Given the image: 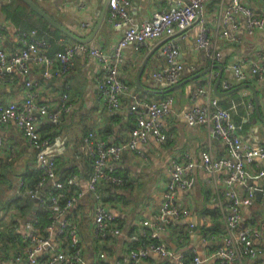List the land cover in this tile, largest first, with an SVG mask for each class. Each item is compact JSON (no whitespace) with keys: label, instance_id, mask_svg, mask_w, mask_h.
Masks as SVG:
<instances>
[{"label":"crops","instance_id":"obj_1","mask_svg":"<svg viewBox=\"0 0 264 264\" xmlns=\"http://www.w3.org/2000/svg\"><path fill=\"white\" fill-rule=\"evenodd\" d=\"M14 0H0V24L4 29V46L8 52L17 48L16 32L20 29L39 30V36L49 42L47 53L54 56L66 45L76 42L67 35L52 34L42 28L40 18L32 12H25L30 28L17 25L3 7ZM56 21L79 37L89 36L103 9L104 0H34ZM179 0H129L130 21L118 28L109 18V8L101 26L88 43L93 48L111 52L124 30L149 19L155 12L167 7L169 2ZM182 2L184 0H181ZM230 0H209L200 14L202 23L208 28L209 46L200 48L197 37L200 22L185 30L177 31L173 37L162 36L149 41L140 50L133 44L123 49L121 77L131 89L122 97L119 108H108L102 101L97 88V79L102 74L100 61L84 53L73 58L70 70L64 74L55 71L51 78L43 75V67L31 63L29 73L21 75L8 70L0 89V104L22 103L28 92L26 82L32 83L34 98L49 110L56 109L67 94L71 109L60 115L58 122L38 115L37 126L43 136L51 140L47 153L57 160L58 178L75 175L76 184L69 193L84 192V195L65 214V218L77 225L82 246L81 264H132L130 252L152 243H165L173 255L161 256L151 252L139 264H178L177 254H183L184 264H193V257L201 259L200 264H222L215 251L224 245L227 230L225 216L229 196L224 185L225 170L211 172L201 166V153L209 151L213 157L226 156L223 142L218 139L209 125L189 126L185 114L197 106L207 103L205 96H195L197 86L210 85L212 95L219 105L229 110L242 139L252 147L264 146V80L247 76L238 78L234 66L250 71V63H260L264 57V29L248 35L244 18L238 14V27L229 28V37L222 36V11ZM241 2L264 16V0H241ZM88 26L83 27L82 24ZM173 41L179 49L178 60L186 67L176 84L159 80L153 73L166 67L163 48ZM154 50V52H153ZM146 67L140 77V67L149 53ZM208 52H220V60L212 59ZM215 65L222 66L218 93L214 84L220 74ZM209 70V71H208ZM204 76L191 80L199 72ZM225 84L228 87H225ZM246 84L255 87L260 115L255 110L254 93ZM173 98L171 112L161 120L165 132L173 134V140L160 142L150 135L146 142L138 145L137 151H126L119 161H109L117 175L125 180L123 185L102 182L98 192L109 211L116 217L121 234L104 238L95 236V198L87 191L92 175V159L85 143L91 131L107 143H120L130 137L134 127V114L130 105L137 100H159ZM251 104V107H250ZM3 144L0 148V264H23L18 260L24 245V225L36 219L34 199L29 191L36 187L34 177L38 175V156L14 121L0 126ZM189 155L194 163L188 175L189 187L177 194V203L189 210L183 218L166 216L163 210L164 193L170 178L173 160H182ZM264 158L257 157L246 165V182L236 186L239 196L247 194L249 188L255 191V199L243 208L238 231L252 228L253 243L259 249L256 257L241 254L238 264H264ZM51 181H49V185ZM31 200V208L28 206ZM25 201V203H24ZM147 223V224H145ZM41 226V223H39ZM42 227V226H41ZM156 231L157 237L150 234ZM147 237L135 241L131 235ZM61 247L58 241L45 249L47 256Z\"/></svg>","mask_w":264,"mask_h":264},{"label":"built area","instance_id":"obj_2","mask_svg":"<svg viewBox=\"0 0 264 264\" xmlns=\"http://www.w3.org/2000/svg\"><path fill=\"white\" fill-rule=\"evenodd\" d=\"M208 1L169 2L167 7L155 12L141 24L127 27L111 52L93 48L88 43L72 42L66 45L62 52L50 56L47 53L49 42L39 36V30L36 28L18 30L15 35L18 46L8 52L4 46V29L0 24V89L8 70H16L26 76L29 73V64L34 63L43 67V75L49 79L56 70L62 74L68 72L73 58L79 53H84L97 58L101 63L102 74L97 79V88L103 103L111 109L119 108L122 105V97L131 89L128 82L121 77L123 49L133 44L138 51L149 41L162 36L171 38L177 31L187 29L196 21L200 22L197 44L200 48L206 49L209 46L208 28L199 16ZM129 4V0H108L109 18L116 27L120 28L129 23ZM238 14L244 18V26L248 35L264 29L263 15L243 4L241 0H230L221 15L222 36L228 38L229 28L238 27L236 19ZM82 25L83 27L88 26L87 23ZM163 52L166 67L154 72L153 76L169 84H176L186 67L178 60V46L173 41H169L163 48ZM208 56L220 60L221 53L208 52ZM260 59V63L255 61L250 63L249 72L244 71L239 65L234 66L235 75L238 78L250 76L264 80V57L261 56ZM26 86L28 92L22 103L0 104V126L14 121L27 142L37 152L38 181L36 187L28 193L31 198H37L39 206L49 214L48 222L43 227L36 219L25 223L24 245L18 260L23 258V264H81L82 246L79 241V229L76 224L70 223L65 218V214L84 195V192L69 193L70 188L76 184L75 175H69L63 179L58 178L57 160L55 156L47 153L51 140L43 136L37 126L38 115L58 122L60 115L71 109V103L67 94H64L60 105L54 110H49L46 105L35 100L34 94L30 91L32 83L27 81ZM225 87L228 85L225 84ZM194 95L205 96L207 103L186 112L187 124L189 126L209 125L213 134L223 142L227 153L226 156L219 158L213 157L209 151L201 153V166L205 170L226 171L224 185L229 196L225 216L227 236L224 245L215 251V255L222 264H238L241 254L254 258L259 254V249L251 238V233L255 232L252 228H245L237 233L243 208L253 203L255 191L249 188L246 195L239 196L235 188L246 182V165L257 157L264 158V146L252 147L242 139L229 110L219 105L218 98L212 95L210 85L197 86ZM172 104V97L159 100H137L132 103L130 110L134 114V127L130 137L120 143H107L98 138L93 131L85 137V143L92 159V175L88 181L87 191L93 193L95 198V236L97 238L121 234L116 217L109 211L98 192L102 182H110L119 186L125 183V180L108 166L109 161H119L126 151L138 152L139 143L146 142L150 135L155 136L160 142L173 140V134L165 132L161 124L162 118L171 112ZM2 144L3 140L0 137V148ZM193 167L194 163L189 155H184L182 160L171 162L170 178L166 185L163 202L166 216L180 219L189 214L187 208L177 203V194L189 187L188 175ZM263 174L264 172H261V175ZM49 181H51L50 185ZM142 237H147L146 232L141 235H131L135 241H140ZM150 237L155 239L157 232L153 231ZM54 241H58L61 247L54 249L46 257L42 256L45 249L52 246ZM151 252L165 257L173 255L172 250L165 243H152L148 247L141 246L131 250L129 257L132 264H139ZM184 258L183 254H177L178 264H184ZM200 263L201 259L194 256L193 264Z\"/></svg>","mask_w":264,"mask_h":264},{"label":"water","instance_id":"obj_3","mask_svg":"<svg viewBox=\"0 0 264 264\" xmlns=\"http://www.w3.org/2000/svg\"><path fill=\"white\" fill-rule=\"evenodd\" d=\"M22 1L26 5H28L35 13H37L41 18H43L47 23H49L52 27H54L55 29L59 30L63 34H65L68 37H70L71 39L75 40L76 42H80V43H89L92 40L93 36L96 34V32L98 31V29L101 26V23H102V20H103V18L105 16V13H106V10H107V5H108V0H104L103 9H102V12L100 14V18L98 19V21H97L92 33L89 36L83 38V37L77 36L72 31H70L68 28H66L64 25H62L61 23H59L58 21L53 19V17L51 15H49L45 10H43L41 8V6L37 2H35L34 0H22ZM199 18H200V16H199ZM196 22H194V23H196ZM153 52H154V50H153ZM153 52H151V53H149L147 55V57L145 58L144 62L142 63V65L140 67V71H139L138 76H137V84H138L139 88H141V86H140L141 74H142L144 68L146 67L147 62H148V60H149V58H150V56L152 55ZM214 67L218 68L220 70V74H219V76L216 79L215 84H214L215 92L220 94L218 92V85H219V83L221 81L222 66L221 65H215ZM208 71L199 72V73L193 75L191 80L198 79V78L204 76ZM246 86L250 87L253 90L254 102H255V110H256L257 114L260 115L259 99H258V95H257L256 89L251 84H246ZM34 202H35V209H38L39 200L37 198H34Z\"/></svg>","mask_w":264,"mask_h":264},{"label":"trees","instance_id":"obj_4","mask_svg":"<svg viewBox=\"0 0 264 264\" xmlns=\"http://www.w3.org/2000/svg\"><path fill=\"white\" fill-rule=\"evenodd\" d=\"M3 10L7 14V18L11 19L17 25H21L25 28L32 27L31 24L27 21V15L25 12H32L36 15V17L40 18V22L42 28L49 29L52 34H61V32L54 27H52L49 23H47L43 18H41L37 13H35L28 5H26L22 0H14L12 3L7 4L3 7ZM42 20V21H41ZM38 181V175L34 177V183ZM28 206L31 208V200L28 198ZM25 203V201H24ZM48 211H46L43 207H41L36 213V220H38V224L41 223V226H45L48 222Z\"/></svg>","mask_w":264,"mask_h":264},{"label":"rangeland","instance_id":"obj_5","mask_svg":"<svg viewBox=\"0 0 264 264\" xmlns=\"http://www.w3.org/2000/svg\"><path fill=\"white\" fill-rule=\"evenodd\" d=\"M42 21V20H41Z\"/></svg>","mask_w":264,"mask_h":264}]
</instances>
